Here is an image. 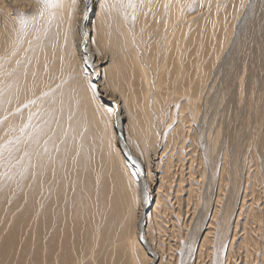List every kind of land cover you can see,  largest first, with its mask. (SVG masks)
Here are the masks:
<instances>
[{
    "label": "rangeland",
    "instance_id": "1",
    "mask_svg": "<svg viewBox=\"0 0 264 264\" xmlns=\"http://www.w3.org/2000/svg\"><path fill=\"white\" fill-rule=\"evenodd\" d=\"M141 6L0 2V264L148 263L141 237L127 245L142 202L138 173L115 151L111 98L131 113L125 139L145 160L155 209L140 232L158 255L151 263L264 264V0H182L190 35L203 30L197 132L173 110L184 97L173 86L178 59L194 57L196 43L162 60ZM162 62L165 89L141 120L140 79L128 86L126 76L137 64L155 86Z\"/></svg>",
    "mask_w": 264,
    "mask_h": 264
},
{
    "label": "bare ground",
    "instance_id": "2",
    "mask_svg": "<svg viewBox=\"0 0 264 264\" xmlns=\"http://www.w3.org/2000/svg\"><path fill=\"white\" fill-rule=\"evenodd\" d=\"M1 1L2 2L3 1H12L13 2L15 0H0V2ZM141 2H142L141 7L144 9V12L142 13V16H141V20L150 29L151 35H150L149 39L151 40L152 44H155L156 46L161 45L162 56H163L162 60H165L166 54L168 55L169 53H175L178 55L181 53L180 47H183V49L185 50L189 45H191L192 42L196 43V46H195L196 50H197L196 55L192 58H186V59L180 58V59H178L179 65H178V68L175 70L174 75H173V86L175 84V86L177 88V93L180 96H184L182 100L177 101L174 104L173 110L175 111V114H177V115H179L182 111L183 112L182 113V119L185 122H188V120H191L192 125L195 126V131H196L197 129H200L201 126L199 125V123H196L193 120H195L198 116L200 102L202 101V99L206 98L205 97V85L202 84L203 72L199 70L202 67V58H203V56L201 55V53H202V51H201L202 50L201 39L203 40V30L197 29L190 35V28L188 27L187 22L191 19V17H189L188 14H185L186 11L184 9V6H182V0H141ZM80 7H81V4L79 3V9H81ZM100 12H101V7H98L96 9V12H95V17L92 20V23L94 22L93 26H95L96 29L100 28L99 24H98V19L100 18ZM198 31H200V33ZM94 60H96L95 62H97L98 58H95ZM125 64L131 65L132 61L131 62L126 61ZM117 67H118V65L115 62H110L107 66H104L103 70L105 71V73H106V71H108L107 73H111L112 75H114V74H116V70H113L111 68L117 69ZM156 68L158 71L159 79H158L157 83L155 84V86H153V84L151 82L152 79H150L149 74L145 71L148 74V75H145L144 69L137 64L131 66V70L127 74L128 77L126 76V80H127L126 82H127L128 86H131L132 79L134 77H135V80H138V78L140 79V82H141L140 93L142 95V100H138V108H139L138 111L139 112H138V114H136V116L140 117L141 120H143V118L147 114V111H149V105L157 106L156 101L159 100L160 88H162L164 90L165 86H166V81L164 79V74H166L165 63L162 62V64H160V66L156 67ZM167 74H168V72H167ZM152 88H153V94L149 95V92L152 90ZM110 96L113 97L114 94H112ZM108 100H113L115 105L117 106V113H116L117 121H116V125H115L116 131L113 132V136H112V140L115 142V144H114L115 151H116L117 157L120 159V162L125 169L126 174L131 175L134 178L135 176L137 177V173H138V177H137L138 191H139V195H140V200L142 202L141 207H140L138 214L136 216V225H135V229H134V234L130 238H128L127 245L130 247V250H132L135 245L141 244L140 243V237H141L144 245L146 246L147 250L150 252V257L148 259L150 260V264H152L153 261L158 260V255L155 252V249L153 248L152 244L145 238L144 235H141V232H140L142 226H145V222L147 220L149 213L153 212V210L155 209V206L152 207V205H151L152 199H151L150 192L147 188V178H146V172H145V170H146L145 160H143L142 158H139L136 155L135 150H133V148L128 144L127 139H125V134L127 132V126H128L127 124L128 123L124 122L126 120H124L123 115H125V114L128 115L127 119L129 120L132 117L131 113H129V112H128V114L123 113V111H122L123 103L119 104V101L117 98L116 99H113V98L107 99V101ZM133 101L136 102V99ZM104 103L108 105V103L106 101H104ZM160 104H161V101H160ZM126 105L129 109H131L130 103H126ZM127 107H126V111H128ZM114 112H115V110H114ZM112 114H113V112H112ZM112 116H114V115H112ZM162 118H163L162 117V111L160 109V112H159L160 121L162 120ZM168 123H169V121H168ZM178 127H180V126H178ZM180 130L183 132V129L181 127H180ZM120 132L122 133V136L120 135ZM147 132H148V130L145 128L144 134L147 135ZM155 133H156L157 137H159L161 140L164 138L163 136L165 134V131L158 132L156 130ZM178 138H180V137H178ZM180 140H182V139H180ZM184 146H185V144H184ZM121 148L123 150H121ZM127 148L131 150V154L127 151ZM123 153H125V155H126V153L127 154L129 153L132 160H134V162L137 164V167L134 168V166L131 164L130 160L128 158H126L123 155ZM64 157H66V155ZM62 166H64V165H62ZM191 167H193V166H191ZM66 170H67V167H66ZM77 170H79V168H77ZM141 171H143V175H142ZM69 172L70 171H68V174H69ZM75 174H76V172H75ZM65 176L67 177V175H65ZM72 177H74V176H72ZM58 178H57V180H58ZM81 183H82V181H81ZM151 183L153 184V181H151ZM57 188H58V185H57ZM57 188H55V189L57 191H59V189H57ZM69 189H70V187H69ZM65 192H68V191H65ZM69 192H70V190H69ZM57 193L58 192H56V194ZM60 193H61V191H60ZM155 195L159 196L157 189L155 190ZM56 196L57 195H55V197ZM158 199H159V197H158ZM156 200H157V198H156ZM58 203H59V201H58ZM149 209H151L150 212H149ZM146 211H148L147 214H145ZM144 229L145 228L143 227V231H144ZM133 244H135V245H133ZM143 258H145V256ZM149 260L146 262L149 263Z\"/></svg>",
    "mask_w": 264,
    "mask_h": 264
},
{
    "label": "water",
    "instance_id": "3",
    "mask_svg": "<svg viewBox=\"0 0 264 264\" xmlns=\"http://www.w3.org/2000/svg\"><path fill=\"white\" fill-rule=\"evenodd\" d=\"M85 43H87V39H85ZM88 55V53H86ZM89 56V55H88ZM104 101H106L108 103V105H110L114 110V118H115V121H117V118H116V113H117V106L115 105L114 101L113 100H108L107 99H104ZM120 120V119H119ZM120 135L122 136V133L120 132ZM126 158H128L131 162V164L135 167H137V164L134 162V160H132V158L130 157L129 153L127 154L126 153ZM142 175H143V171H141ZM148 251V250H147ZM149 252V251H148ZM150 253V252H149Z\"/></svg>",
    "mask_w": 264,
    "mask_h": 264
},
{
    "label": "snow or ice",
    "instance_id": "4",
    "mask_svg": "<svg viewBox=\"0 0 264 264\" xmlns=\"http://www.w3.org/2000/svg\"><path fill=\"white\" fill-rule=\"evenodd\" d=\"M42 2H43L46 6H48L49 3H50V0H42ZM25 23H26V21L23 20V19H21V24H25Z\"/></svg>",
    "mask_w": 264,
    "mask_h": 264
}]
</instances>
